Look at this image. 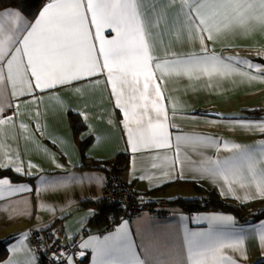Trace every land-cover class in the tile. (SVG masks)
Returning a JSON list of instances; mask_svg holds the SVG:
<instances>
[{
  "label": "snow or ice",
  "instance_id": "1",
  "mask_svg": "<svg viewBox=\"0 0 264 264\" xmlns=\"http://www.w3.org/2000/svg\"><path fill=\"white\" fill-rule=\"evenodd\" d=\"M106 28L115 33L112 39L102 34ZM255 32L264 34V0H49L34 22L19 11L5 10L0 12V114L10 107L9 88L11 96L18 98L105 73L114 107L123 115L131 152H173L171 156L149 157L151 169H160L164 178L177 172L184 178V172L191 171L197 178L219 185L222 195H232L241 203L264 200V139L254 145L204 134H177L173 139L167 103L172 105L173 118L182 108L164 95L169 91L167 85L185 79L190 86L199 82L207 88L225 81L264 83V64L253 63L238 52L225 55L233 47L229 43H223L220 53L215 49L229 37ZM168 33L180 44L186 38L197 50L177 53L165 48L163 57L156 55L157 44L163 46ZM256 55L264 60V52ZM229 123L264 135V119ZM7 125L16 127L13 117L0 115V168L14 165L17 173L31 174L24 173L21 163L6 150ZM41 130L37 126L36 131ZM208 149L230 155L209 156ZM160 178L147 171L140 177L150 181ZM73 179L42 178L40 191L55 193ZM28 191L27 186L0 179V199ZM238 191L244 195H236ZM193 222H207L208 228L189 231L185 227L182 237L153 234L147 243L137 245L125 221L113 233L102 239L93 237L80 247L92 250L93 264H243L247 260V230L235 228L234 217L211 214ZM253 231L264 251V222ZM26 239L24 234L10 248L13 256L3 264H35V254L23 243ZM19 252L28 253L23 261L15 258ZM64 260L73 264L70 257Z\"/></svg>",
  "mask_w": 264,
  "mask_h": 264
},
{
  "label": "crops",
  "instance_id": "2",
  "mask_svg": "<svg viewBox=\"0 0 264 264\" xmlns=\"http://www.w3.org/2000/svg\"><path fill=\"white\" fill-rule=\"evenodd\" d=\"M47 3L32 16L13 7L1 9L0 12L16 10L27 21L34 22ZM161 27L163 28V25ZM102 34L107 39L115 36V33L107 28ZM223 43L233 45L224 52L225 55L238 52L240 56L253 63L264 64V60L256 55L257 52H264V34L255 32L249 36L229 37L226 41L216 44L215 49L218 53L222 51ZM165 48L177 53L197 50L187 43L186 38L183 44L177 43L171 33L164 36L163 46L157 44L155 54L163 57ZM166 87L169 91L164 92L165 97L176 100L182 108L173 118L172 105L167 103L170 123L174 124V127L169 128L173 139L177 134H204L241 145H254L264 139V135L258 132H247L229 123L234 120L264 119V116L250 118L245 113L254 110L264 111V83L234 84L225 81L218 86L207 88L199 82H194L190 86L185 79ZM110 92L111 87L106 85L105 73L76 80L71 84L57 85L44 91L37 89L30 95H21L18 98H13L11 89H8L10 107L0 115L13 117L16 127L5 126L6 150L13 160L21 163L24 173L31 174L17 173L14 165L0 170H8L32 180L13 182L7 176L0 177L7 178L14 186L24 185L31 189L0 199V240L8 242L7 256L0 264L13 256L9 250L24 234H27V239L23 243L33 252L29 240L31 232L40 235L43 233L48 242L55 238L61 239L66 250L65 257H70L73 264H93L92 250L81 248L80 245L93 237L102 239L122 226L125 221L134 243L140 245L147 243L153 234L164 233L182 237L185 227L189 231H206L207 222L194 223L193 220L211 214L230 215L236 221L235 228L247 230L245 240L247 260L243 261V264H256L264 260V251L261 250L259 238L253 231L264 222V219L242 221L231 212L211 210L192 212L174 204L179 199L201 198L203 195L201 189L215 191L222 199L240 205L256 204L261 210H264V200L257 198L241 203V200L232 195H222L219 185L208 179L197 178L191 171H185L184 178H181L178 172L171 178L162 177L160 169L150 168L149 157L164 154L171 156L172 150L155 149L133 154L127 143L123 115L114 107V98L110 96ZM211 121L216 123L212 124ZM20 125L24 127L21 128ZM37 126L42 130L37 132ZM85 141L88 144L81 149L80 145ZM118 155L124 156L127 161L125 170L120 173L123 181L130 186L136 197L149 203L152 209L159 210L161 214L142 211L131 221L119 220L112 231L102 234L108 224L95 221L99 207L89 205V202H101L103 189L107 183L108 165L112 161L117 162ZM206 155H219L224 158L230 153L222 150L217 154L214 149H208ZM85 159L96 161L97 166H91L98 168L83 166ZM29 164L33 165L31 169L28 167ZM146 171L161 178L151 181L140 179ZM68 177L75 179L55 193L40 191L42 178L61 181ZM236 195L242 197L244 193L238 191ZM161 199L169 204L159 206L157 201ZM137 250L140 251L139 248ZM77 251L85 253L81 260L75 256ZM27 255V252H19L15 258L23 261Z\"/></svg>",
  "mask_w": 264,
  "mask_h": 264
},
{
  "label": "trees",
  "instance_id": "3",
  "mask_svg": "<svg viewBox=\"0 0 264 264\" xmlns=\"http://www.w3.org/2000/svg\"><path fill=\"white\" fill-rule=\"evenodd\" d=\"M48 1L49 0H0V10L13 7L19 9L22 12H25V14H29L32 16L37 13L40 8ZM245 113L250 118L254 119L264 116V111L262 110L245 111ZM75 130H77V127H75ZM87 144L88 143H86V141L84 143H81L80 148L83 149ZM116 159L117 165L115 171L122 179L120 173L121 171L125 170L127 161L126 158L122 155H118ZM91 165L97 166V162L86 159L84 160L83 166L98 168L96 166L92 167ZM5 176L10 178V180H12L13 182H28L32 180V178H24L8 170H0V177ZM200 191L203 194L201 198L179 199L174 204L182 207L183 210L192 212H199L202 210L231 212L237 215L242 221H258L264 219V210L258 209L256 204L240 205L233 201L222 199L215 191H203V189H201ZM84 205L87 206L86 204ZM89 205H96L99 207L98 214L95 220L98 223L105 222L106 224H115L120 220L121 209L115 204L105 200L104 198H102L101 202L99 203L89 202ZM244 214L248 215V219L243 218ZM47 232L48 230L45 231V233ZM7 243V240H0V262L7 256ZM256 264H264V260H261Z\"/></svg>",
  "mask_w": 264,
  "mask_h": 264
},
{
  "label": "built area",
  "instance_id": "4",
  "mask_svg": "<svg viewBox=\"0 0 264 264\" xmlns=\"http://www.w3.org/2000/svg\"><path fill=\"white\" fill-rule=\"evenodd\" d=\"M117 162L112 161L107 169V183L103 189V198L121 209L120 220L131 221L138 213L148 211L152 214L159 215L161 212L157 209H152L149 203L136 197L130 186L126 184L121 177L116 173ZM159 206H166V200H158ZM244 219H248V215H243ZM115 224L108 226L101 232L102 234L113 230ZM29 240L33 252L36 256V264H65V247L61 239L57 238L53 242H44L41 239L40 233L31 232ZM63 253V256L61 255Z\"/></svg>",
  "mask_w": 264,
  "mask_h": 264
},
{
  "label": "water",
  "instance_id": "5",
  "mask_svg": "<svg viewBox=\"0 0 264 264\" xmlns=\"http://www.w3.org/2000/svg\"><path fill=\"white\" fill-rule=\"evenodd\" d=\"M81 253H83V255H81ZM84 255H85V253H84V252H81V251H77V252L75 253L76 258H78V259H80V260L83 258Z\"/></svg>",
  "mask_w": 264,
  "mask_h": 264
},
{
  "label": "rangeland",
  "instance_id": "6",
  "mask_svg": "<svg viewBox=\"0 0 264 264\" xmlns=\"http://www.w3.org/2000/svg\"><path fill=\"white\" fill-rule=\"evenodd\" d=\"M42 234H43V233H42ZM42 234L40 235V236H41V239H42L44 242H48V241H46L45 237H44ZM56 239H57V238L53 239V241L56 240ZM53 241H51V242H53Z\"/></svg>",
  "mask_w": 264,
  "mask_h": 264
}]
</instances>
